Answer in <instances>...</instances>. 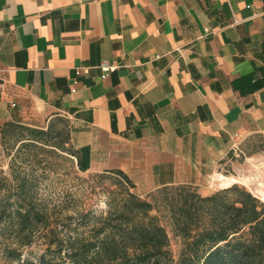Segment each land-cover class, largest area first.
I'll use <instances>...</instances> for the list:
<instances>
[{
	"label": "crops",
	"instance_id": "obj_1",
	"mask_svg": "<svg viewBox=\"0 0 264 264\" xmlns=\"http://www.w3.org/2000/svg\"><path fill=\"white\" fill-rule=\"evenodd\" d=\"M0 74V129L60 114L86 170L191 182L264 120V0H0Z\"/></svg>",
	"mask_w": 264,
	"mask_h": 264
},
{
	"label": "trees",
	"instance_id": "obj_2",
	"mask_svg": "<svg viewBox=\"0 0 264 264\" xmlns=\"http://www.w3.org/2000/svg\"><path fill=\"white\" fill-rule=\"evenodd\" d=\"M55 124L6 120L1 139L14 135L21 141L12 164L24 147L44 148L37 143L41 141L74 154L79 167L86 169L70 132L68 145L48 142ZM111 170L122 176V190L106 212L93 214L87 234L66 238L50 233L55 227L48 211L27 194L26 176L12 170L13 187L0 196L5 255L23 258L24 264H264V200L245 185L234 182L203 194L197 185L182 182L164 184L142 196L131 189L135 182L127 172ZM86 208L84 213H91L90 205ZM167 224L182 237L177 256ZM38 232L47 237L45 250L35 258L23 257V245Z\"/></svg>",
	"mask_w": 264,
	"mask_h": 264
},
{
	"label": "rangeland",
	"instance_id": "obj_3",
	"mask_svg": "<svg viewBox=\"0 0 264 264\" xmlns=\"http://www.w3.org/2000/svg\"><path fill=\"white\" fill-rule=\"evenodd\" d=\"M51 120L56 124L52 135H47L48 142L59 141L68 145L69 141L66 140L70 124L65 116L53 113L30 114L23 121L46 126ZM20 143L14 135L4 140L0 137V196L8 193L9 187H13L12 170L16 175H25L29 191L27 194L49 213V221L55 227V232L50 233L65 238L87 234L94 221L93 214L106 212L116 194L122 190V176L111 169H81L74 154L41 141L37 143L44 148L35 145L24 147L21 150L22 156L17 157L13 165V155ZM192 175L191 183L197 185L203 194L237 182L264 200V120L236 135L230 149L207 160L206 164L195 167ZM222 175L235 177L237 181L222 184ZM178 183L182 182L170 184ZM161 186H156L152 181H140L131 189L145 196ZM89 205L91 213L85 214ZM167 225L171 235V249L177 256L182 237L174 233L171 224ZM1 237L0 264H24L23 258L17 260L5 255L2 248L5 239ZM46 241L47 237L38 232L31 243L23 245V257H37L45 250Z\"/></svg>",
	"mask_w": 264,
	"mask_h": 264
},
{
	"label": "built area",
	"instance_id": "obj_4",
	"mask_svg": "<svg viewBox=\"0 0 264 264\" xmlns=\"http://www.w3.org/2000/svg\"><path fill=\"white\" fill-rule=\"evenodd\" d=\"M98 66L101 69V76L106 77L110 74L111 71L115 70L119 64L113 61H110L107 58H103ZM76 73L80 74L81 73V67L76 68ZM74 81H76V78H74ZM5 79L4 77L0 74V91H2L5 88Z\"/></svg>",
	"mask_w": 264,
	"mask_h": 264
},
{
	"label": "bare ground",
	"instance_id": "obj_5",
	"mask_svg": "<svg viewBox=\"0 0 264 264\" xmlns=\"http://www.w3.org/2000/svg\"><path fill=\"white\" fill-rule=\"evenodd\" d=\"M221 178L223 179V182H224L222 184H229L232 181H237V179L235 177L231 178V177H226V176L222 175Z\"/></svg>",
	"mask_w": 264,
	"mask_h": 264
}]
</instances>
